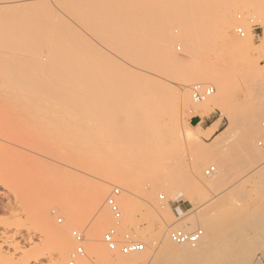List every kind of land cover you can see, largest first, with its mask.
I'll return each mask as SVG.
<instances>
[{
	"label": "rangeland",
	"instance_id": "1",
	"mask_svg": "<svg viewBox=\"0 0 264 264\" xmlns=\"http://www.w3.org/2000/svg\"><path fill=\"white\" fill-rule=\"evenodd\" d=\"M213 2L205 8L199 0H179L181 5L171 10L138 14L133 24L121 18V34L111 37L103 35L102 25L87 29L92 85L100 79L104 85L98 94L93 87L87 96L88 115L75 105L56 109L65 90L49 94L31 87L28 64L15 61L9 68L13 63L0 48V264H67L78 245L85 252L78 264H106L104 249L111 257L149 256L145 264H177V257L158 256L164 240L171 239L175 228H199L193 223L207 217L218 223L213 240L200 244L207 251L178 264H222L227 255L232 264H254L264 256V5ZM125 41L135 42L129 55ZM121 55L131 65L116 72L110 65ZM180 59L196 66L187 76L191 81L185 100L180 85L159 75H183L176 71ZM217 73L227 79L225 87ZM112 74H119L123 85L128 81L131 89L114 96ZM194 83L215 88L208 102L192 100ZM95 107L104 114L95 115ZM53 112L65 121L54 120ZM196 115L209 119L199 123ZM231 121L233 132L215 143ZM215 122L218 127L210 134ZM105 123L112 131H101ZM124 125L134 133L118 139ZM202 157L205 178V171L215 166L212 187L195 174V161ZM104 178L110 180L104 201L116 186L128 200L122 202L118 222L109 211L102 226H88L91 205L86 200ZM77 210L85 212L80 222L71 217ZM165 224L168 232L159 233ZM111 225L143 242L145 250L134 255L109 250L102 237ZM72 229L83 234L82 242ZM95 231L104 249L93 245Z\"/></svg>",
	"mask_w": 264,
	"mask_h": 264
},
{
	"label": "bare ground",
	"instance_id": "2",
	"mask_svg": "<svg viewBox=\"0 0 264 264\" xmlns=\"http://www.w3.org/2000/svg\"><path fill=\"white\" fill-rule=\"evenodd\" d=\"M234 1H237V0H234ZM243 1H244L243 3L245 4H249L251 2L250 4H254L256 7H261L262 5H264V0H243ZM178 2L179 0H176V1L171 0L170 2L167 0H0V48H3L5 50L7 58L9 59V61L13 63V64H8L9 68L10 67L14 68L13 66L15 64V61H19L21 63L25 62L26 65L28 64L29 71L31 72H30V75L27 76L28 77L27 81L29 83L28 85H30L31 87L32 86L34 88L36 87L37 90L38 88H40L42 89L43 92L48 91L47 93L49 94L56 93L57 89L65 90V92L61 94L62 97L58 100L55 106L56 109H63V110L66 109L67 110L68 108L71 109L75 105L77 107L76 109L79 110L81 114H84V115H88L89 113L92 114L88 105L86 104L87 99H88L87 96H89V94L93 92V87L96 89V94H98L99 92H101V90H103L104 85L101 79L97 81L96 85L94 86L92 85L93 76L89 69V61L90 59H92L90 58V55H89V52H90L89 48L92 45V41L89 40V33L87 32V29L92 30L95 26L100 27V25H102V32L104 36H106V33H107V36L110 35V37L115 35V33L119 35L122 32V29H120L122 24L119 23L118 25L117 21L119 20V22H121L120 21L121 18L126 23L133 24L137 20L138 14L144 11L154 12L155 10H158V9L161 11H168V10L173 9L174 7L176 8V6L178 5L177 4ZM199 2H200V6L201 7L203 6L205 8H212L214 4L213 0H199ZM180 5L181 4H179L178 6ZM232 11L233 10H231L230 8L226 10L227 14L228 15L230 14V16L233 15ZM237 23H242V22L240 21ZM114 26H115V29L113 28ZM120 30L121 32H119ZM102 38L104 37L102 36ZM238 40H240V38H238ZM134 43L132 41L124 42L125 51H126L125 53L127 55L133 53L134 48H135ZM130 65L131 63L127 61L123 55H121L120 61L118 60H116L115 62L112 61L110 66L114 71L121 72V70L123 71V69L125 70L128 69ZM165 65L168 66V63H166ZM194 67L196 66H194L192 63L186 62L185 59H180L178 60L176 71L183 73V75L179 77L172 76L173 74L171 75V73L169 75L168 74H165V75L159 74V75L162 77L163 80L174 81L178 85H180L183 88L182 96H183V99L185 100L189 97L186 86L188 85L189 81H191V79L190 78L188 79L187 76H189L190 73L193 72V70L195 69ZM173 69L174 68L170 69L169 71L172 70L174 72L175 69L174 70ZM215 75H217L216 78L220 86L225 87L227 84V81H226L227 79L225 80L224 77H222L223 75L221 74L222 75L221 76L220 73H217ZM119 77H120L119 74L118 75L112 74L109 77L110 88L112 89V92L114 93L113 95L115 96V94H117L118 97L119 95L124 94L129 89H131V85L126 84L128 81L125 82V85H123L124 82H121ZM198 84L194 83L192 87H195ZM106 90L107 89H105V91ZM39 96L41 97L42 95H39ZM54 98L56 97L54 96ZM191 98H192V95H191ZM193 101L200 103V102H203L204 100L203 101L193 100ZM205 102H208V101H205ZM99 104H97V108L99 107L98 110H100L101 109L100 107L102 106L101 100ZM97 108L95 107V109L93 110V113L94 114L99 113L100 115V112L101 111L103 112V110L98 111ZM52 117L56 121H60L59 119H61L62 121H65V119H62L56 112L53 114ZM233 117L234 115L232 114V118ZM101 118L102 116L100 117V119ZM234 119L235 117L233 118V122H234ZM233 122L231 121L230 124L222 131L221 136H219V138L216 140L215 143H220L221 141H223V139L228 135L227 133L229 131H232L231 128L233 127L232 126ZM236 123L237 122L235 121V124ZM108 124L107 123H105L104 125L100 124V125H103L101 131L104 132L103 130L104 128H106V130L108 129L109 131L110 128H107V126L110 127L111 124L109 125ZM217 124L218 123L215 122L211 127H209L210 134H212L216 130ZM120 128L121 126L119 127V129ZM99 130L100 128L97 129L96 132H99ZM110 131H112V129ZM133 133L134 132L130 130L128 131L127 126L124 125L120 129V132H117V138L118 139L124 138L126 135L132 136ZM214 148H215V145H214ZM216 148L218 147L216 146ZM203 162H205L203 157L198 158L195 161V165H194L195 174L198 177L204 176L202 178L206 179V183L207 182H209V184L211 183L210 186L212 187L213 181L210 182V180H214V178L216 177V176L214 178L212 177L214 174L213 172L215 170L208 173V169H207L205 172L208 175V177L205 178V175L202 174V170H201V165ZM209 169H211V167ZM124 179L129 180L130 178L129 176H125ZM208 179L209 181H207ZM109 181H110L109 178L101 179L99 185H97V187L94 188V190L90 193L89 198H87L86 200L87 203L89 201L90 203L89 205H91L90 206L91 216L87 218L86 220V225L88 226H94V227L102 226L105 223L106 219L109 217V209L104 201V197L106 195L105 187L107 186V184L109 185L110 183ZM115 181L116 183H121L120 181H117V180ZM127 200L128 198L123 195L121 201L127 202ZM86 205L84 204L83 206L87 208ZM133 208H134V204L131 205V209ZM83 212L84 210L74 211L71 216L73 221L80 222L79 219L83 217L84 215V214L82 215ZM193 224L200 225V227H203V230L206 231L204 235L202 236L201 241L198 244L196 245L180 244L182 247H176L172 243L171 239L166 238L163 242V246L160 248L161 250L159 249V251H157V254L159 253L158 256L163 257L164 260H165V257L167 258L177 257L181 259V260L178 259L180 263L181 261L185 262L184 259H186V257L192 258V261L194 258L197 259L200 256L202 257L203 254L207 251V249L205 251L202 250V248L200 247V244H202L204 239L213 240L214 238L213 236L215 235V232L217 230L218 223L216 219L212 217H207L204 220H197ZM168 230H169V226L165 224L161 226L159 233L161 232V234H165L168 232ZM65 232L67 233V231ZM99 235L96 233V231L94 234L91 235V240L93 241L92 243L93 245H95L96 248L97 246H101L100 245L101 236ZM118 235H122L120 237H125V236L129 237L130 234L126 232H121V233L118 232ZM228 236L231 237L230 235H227V238ZM134 237L136 236L134 235L133 238ZM62 238H64V236H62ZM139 239H142V241L146 243L148 242L146 239H143V238H139ZM150 243L148 242V244ZM189 245L194 246V247L191 248L189 247ZM53 246L55 247V244ZM102 246L100 248H103ZM245 253H247V250ZM248 253L247 255H249ZM104 254L106 256L105 258L106 264H145L149 260V256H144L142 258H139L136 256L125 258L124 254H123L124 257L121 256L120 254L119 255L115 254L114 257H111L110 255L111 253L109 254V252L105 249H104ZM132 254L134 255L137 253H132ZM227 257L228 258H226L225 260L223 261L219 260V261H221L222 264H232V260L229 258V255H227ZM250 258H248V260ZM163 259L161 260L162 262H163ZM239 259L240 258H238L236 261H239ZM241 259H242V253H241Z\"/></svg>",
	"mask_w": 264,
	"mask_h": 264
},
{
	"label": "built area",
	"instance_id": "3",
	"mask_svg": "<svg viewBox=\"0 0 264 264\" xmlns=\"http://www.w3.org/2000/svg\"><path fill=\"white\" fill-rule=\"evenodd\" d=\"M242 32V28L239 29ZM213 93H215V88L213 86H203L201 84L196 85L191 90V95L193 100L196 101H206L210 98ZM215 170V166H211L208 169V173ZM121 195L122 191L120 187L112 188L110 194L106 198V205L112 214L113 219L118 222L122 217L121 212ZM61 222L62 219L60 218ZM78 241H83L84 236L82 233L74 232ZM170 238L176 244H198L202 236L204 235V230L202 228H196L193 230H186L182 228H175L170 231ZM102 241L106 244L107 248L111 251H120L123 254L139 253L145 250V244L138 240H131L128 236L120 237L118 235V228L115 225H111L104 232ZM85 255L82 245H78L75 250L71 251L68 255L67 264H78L79 256Z\"/></svg>",
	"mask_w": 264,
	"mask_h": 264
},
{
	"label": "crops",
	"instance_id": "4",
	"mask_svg": "<svg viewBox=\"0 0 264 264\" xmlns=\"http://www.w3.org/2000/svg\"><path fill=\"white\" fill-rule=\"evenodd\" d=\"M199 117H200V121H199ZM195 119L197 120V121H199V123H201L202 121H208V119H209V117H206V118H202L201 116H199V115H196L195 116ZM213 125V124H212ZM211 125V126H212ZM210 126V127H211ZM217 127H218V124H217ZM217 129V128H216ZM254 264H264V256L263 257H261V258H259V260L257 259L256 261H255V263Z\"/></svg>",
	"mask_w": 264,
	"mask_h": 264
}]
</instances>
